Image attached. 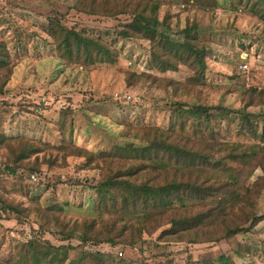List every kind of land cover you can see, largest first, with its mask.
Returning <instances> with one entry per match:
<instances>
[{"label":"rangeland","instance_id":"obj_1","mask_svg":"<svg viewBox=\"0 0 264 264\" xmlns=\"http://www.w3.org/2000/svg\"><path fill=\"white\" fill-rule=\"evenodd\" d=\"M160 1L156 15L140 14L134 19L129 13L110 17L90 14L88 0H0V40L6 43L13 68L7 88L0 93V132L9 137L0 144V207L4 205L0 213V264H75L84 249L99 251L108 261L104 264L160 260L173 264H264V221L230 240H216L208 227L177 231L165 219L152 233L104 236L100 241L91 238L86 245L80 244L77 235L61 239L54 222L39 227L43 221L34 211L37 205L49 208L62 204L57 215L69 223L118 218L107 212L99 216L94 209L93 186L100 179L95 165L101 166V160L87 163L85 156L67 155L61 148L64 141L93 153L117 147L141 150L161 144L152 137L158 130L165 134L174 122L177 125L171 136L188 140L189 146L218 141L216 149L223 148L221 142L240 143L242 148L256 149L258 158L263 156L264 138H255L247 123L240 130L236 112L243 113L242 95L249 87L264 88V12H252L238 0ZM250 1L264 9V0ZM50 14H59L67 27L112 45L119 51L117 60L84 66L58 57L44 31ZM162 19L169 28L161 26ZM147 27L155 31L148 32ZM184 28L191 36L194 33L206 51L203 73L178 61ZM153 55L172 67L160 71L151 63ZM129 72L137 78H129ZM197 75L199 80L187 82ZM199 106L209 108V127L205 125L206 114L196 110ZM220 106L232 114L219 118ZM263 108H246L259 127L264 125ZM65 109L70 128L66 127L68 122L62 125ZM195 123L200 124L201 134H193ZM210 126L218 133L215 138L208 136ZM223 154L221 151L217 156ZM7 163L17 169L5 171ZM229 165L237 174L234 189L243 198L245 188L251 187L262 171L255 161ZM156 179L164 180L165 174ZM8 205L22 210L23 215ZM205 208L206 201L188 200L177 211L194 213ZM233 210L240 211L246 227L253 216L264 214V188L258 197L249 198L246 210L237 204ZM5 214L18 215L19 221L3 219ZM118 221L138 225L135 219ZM235 241L244 243V249L237 251L239 256L233 251Z\"/></svg>","mask_w":264,"mask_h":264},{"label":"trees","instance_id":"obj_2","mask_svg":"<svg viewBox=\"0 0 264 264\" xmlns=\"http://www.w3.org/2000/svg\"><path fill=\"white\" fill-rule=\"evenodd\" d=\"M76 1V0H75ZM90 2V14L104 17L117 16L123 13L133 15L134 19L140 17V14L158 13L162 5L160 0H88ZM197 2H208V0H197ZM240 4H245L250 11L258 13L264 9L257 2L250 0H238ZM141 23H144L141 19ZM148 24V23H147ZM161 26L169 28L166 19H162ZM46 36L54 45L56 55L69 64L79 63L81 65L92 64L96 61L114 62L117 60L119 51L112 45L102 41L83 30L73 27H67L63 23V17L59 14H50L44 27ZM147 31H155L152 27H147ZM146 32V31H145ZM184 40L181 43V49L178 57L180 63H189L192 69L203 73L205 69V49L199 46L197 37L186 28L182 29ZM164 38L167 36L160 32ZM191 37H190V36ZM151 63L160 71L168 70L172 67L170 63L164 62L158 56H152ZM13 68L10 59V53L6 43L0 40V93L7 88L12 78ZM128 74V73H127ZM126 74V75H127ZM129 78L136 79L138 75L129 72ZM198 77L188 78L187 82L199 80ZM132 83V82H130ZM244 102L243 113H239L240 130H243L245 124L249 125L255 138L263 140L264 125L259 127L257 123L249 118L251 112L246 108L251 106L264 105V88L257 90L255 87H249L242 95ZM197 111H203L205 116V125L209 127L212 116L209 115L207 106H199ZM67 109L62 113V125L68 122L67 128H70L69 114L65 118ZM232 114L227 108L217 107V116L221 119L228 118ZM264 114V108H263ZM244 118L247 121L244 122ZM176 123H171L165 131L158 130L152 140H161V144H154L145 149L134 150L129 148L117 147L109 152L99 151L96 153L82 151L72 141L61 143L67 155L85 156L87 163L95 160H101L102 165H95L100 170V179L94 185L95 204L94 209L100 216L103 213H112L118 215L116 219L99 221L95 218H85L82 221L69 223L61 219L57 213L62 212L63 205H52L49 208H40L36 206L37 218L43 221L39 227H49L54 222L57 228V234L63 240H70L77 235L82 245L89 243L91 238L101 240L104 236L122 238L142 232L152 233L161 223V220H168L176 230H187L190 227L203 225L210 228L215 233V239H231L238 234H242L257 224L264 221V214L253 216L246 227H243V220L239 212H235L233 207L237 204L240 210H246L250 197H258L260 191L264 188V153L258 158L259 152L254 148H242L240 143L221 142L223 148L214 149L219 145L218 141L214 143H194L187 145L186 139L172 137L176 128ZM200 124L192 125L193 134L202 132L198 129ZM204 125V126H205ZM62 127V126H61ZM218 133L213 131L210 126L208 136L215 138ZM9 137L0 132V144L3 145ZM75 146V147H74ZM87 150V149H86ZM224 152L222 157L217 154ZM118 156L116 161L110 160ZM124 162H118V160ZM133 161H128V160ZM255 161L261 169L262 175L258 176L251 187L245 188L243 198L234 189L237 182V174L229 163H239L241 165L249 164ZM87 165V164H86ZM5 171H15V164L7 163ZM160 173L165 174L164 180H157L156 176ZM219 175V176H217ZM181 176V179L177 177ZM217 176V177H216ZM226 177V180L220 181V177ZM188 177L189 180H186ZM216 177L215 179H212ZM206 201L204 211L189 213L187 211H177L184 208L187 201ZM8 207L18 215L22 216V210L15 206ZM4 210V205L0 207V213ZM3 214V213H1ZM3 216V219H15L19 221V216ZM135 219L138 222L137 227L123 222L120 224L118 219ZM158 223V224H157ZM234 253L244 249L242 241H235ZM31 244V243H29ZM238 255V254H237ZM239 256V255H238ZM65 259V258H64ZM101 253L97 250L84 249L80 256L74 262L75 264H104ZM3 264V263H2ZM62 264V262L60 263ZM116 264H125L124 261H118ZM141 264H150L143 262ZM151 264H173L171 261H158Z\"/></svg>","mask_w":264,"mask_h":264},{"label":"built area","instance_id":"obj_3","mask_svg":"<svg viewBox=\"0 0 264 264\" xmlns=\"http://www.w3.org/2000/svg\"><path fill=\"white\" fill-rule=\"evenodd\" d=\"M126 98H127V99H130V96L128 95V96H126ZM31 178H32V179H35V175H34V174H31ZM119 254L121 255V252H119Z\"/></svg>","mask_w":264,"mask_h":264}]
</instances>
